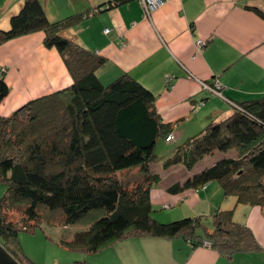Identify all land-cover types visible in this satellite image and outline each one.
Segmentation results:
<instances>
[{
    "label": "trees",
    "instance_id": "1",
    "mask_svg": "<svg viewBox=\"0 0 264 264\" xmlns=\"http://www.w3.org/2000/svg\"><path fill=\"white\" fill-rule=\"evenodd\" d=\"M122 1L51 20L41 0H24L10 27L0 29V45L43 32L44 45L58 50L72 77L69 86L0 116V183L5 188L0 196V243L17 262L31 264L22 255L19 233L35 231L47 212L52 224L86 223L88 228L64 244L88 253L137 236L181 237L194 247L209 241L228 259L260 251L252 229L234 220V209L169 222L153 216L151 191L161 180L151 169L160 160L156 147L161 139L175 140L172 125L158 112L157 95L129 73L104 83L98 72L107 57L62 35L92 12ZM253 9L264 18L262 10ZM9 93L2 73L0 103ZM239 105L230 117L210 122L166 160L163 157L164 168L182 164L193 172L168 191L205 189L218 181L225 195L264 212V94ZM216 151L222 158L196 170ZM136 168V180H125ZM15 211L23 212L21 222L8 219Z\"/></svg>",
    "mask_w": 264,
    "mask_h": 264
},
{
    "label": "crops",
    "instance_id": "2",
    "mask_svg": "<svg viewBox=\"0 0 264 264\" xmlns=\"http://www.w3.org/2000/svg\"><path fill=\"white\" fill-rule=\"evenodd\" d=\"M24 0H0V29L10 27V18ZM115 0H41L51 20L106 7ZM264 0H166L150 14L142 0H125L94 11L77 25L62 32L76 43L108 59L98 75L109 83L131 74L157 95L156 106L170 123L175 140L168 143L172 155L210 122L230 117L235 103L264 94ZM105 29H110L105 33ZM205 43L200 47L199 40ZM5 74L10 93L0 103V116H8L26 102L63 89L72 77L55 48L44 45V33L34 32L0 45V76ZM223 89L216 95L202 82ZM167 143V142H166ZM164 158L151 165L161 177L151 191L156 214L162 222L186 216L206 215L216 209H234V220L247 224L261 250L239 252L226 258L213 247H194L184 238L146 236L123 239V264H264V212L261 207L237 202L222 188L170 192L168 187L192 176L182 164L164 168ZM153 166V167H152ZM183 166L185 177H175ZM175 175V176H174ZM5 188L0 183V195ZM178 207L165 216L158 206ZM170 239L169 241H167ZM177 240V241H176ZM188 242V241H187ZM261 261V262H258Z\"/></svg>",
    "mask_w": 264,
    "mask_h": 264
},
{
    "label": "rangeland",
    "instance_id": "3",
    "mask_svg": "<svg viewBox=\"0 0 264 264\" xmlns=\"http://www.w3.org/2000/svg\"><path fill=\"white\" fill-rule=\"evenodd\" d=\"M104 8V7H103ZM98 9V8H97ZM95 9V10H97ZM154 11V10H152ZM151 11V12H152ZM150 12V13H151ZM93 13V12H92ZM91 13V14H92ZM149 13V14H150ZM71 28V27H70ZM105 33H108V30H104ZM67 38V37H66ZM69 39V38H68ZM71 40V39H69ZM202 40V39H201ZM73 41V40H71ZM200 41V40H199ZM198 41V45H199ZM75 42V41H73ZM216 95H221V93H216ZM240 104V103H239ZM238 103H235V109L240 108V105ZM169 144L165 142L164 139H161L156 147V154L158 155L159 158H163L167 156ZM222 158V154L220 151H216L215 154L206 156L204 160H202L196 167V170H200L205 166V164H212L214 163L217 159ZM153 167V166H152ZM177 172L175 173V177H170L168 181L175 180V178H183L185 177L182 175V170L183 166H178ZM152 169V168H151ZM182 169V170H181ZM186 169V168H185ZM134 173L126 175L125 180H131L134 181L136 180L135 177L139 176V169H133ZM124 174V173H121ZM212 188H221L220 184L218 181H213L211 182L208 187ZM206 187V188H208ZM1 196V195H0ZM232 196V195H230ZM244 204V203H241ZM165 208H161V206H158V209H162V212H164L165 216H169V211L175 210L178 207H169V205H164ZM153 216L156 214V211H154ZM48 213L44 212L43 217H44V222L37 226L35 231H30V232H25L21 231L19 233V241L22 249V255L26 256L27 259H29L31 264H123L121 262V253H122V245H124L122 240H119L111 245H108L107 247H104L103 249L99 250L98 252L95 253H88L86 251L80 250V249H70L68 248L64 243L67 241H71L73 238L75 232L84 230L88 227L86 223H77V224H70V225H62V224H52L50 223L51 220L47 221ZM50 217V216H48ZM23 218V212L21 211H15L13 213H10L8 215V219L12 220L15 223L21 222V219ZM52 219V218H50ZM205 219L204 222L207 224L209 223L208 218H203ZM52 222V221H51ZM200 234H203V230L198 232ZM146 236H137L135 238L137 239H142ZM131 239V241H126V243L133 244L136 243L133 238H128ZM185 239V238H184ZM168 239L167 241H169ZM171 241V240H170ZM177 241V240H176ZM185 239L186 244L190 245L189 241ZM206 242V241H205ZM204 242V244H205ZM209 242V241H208ZM203 244V245H204ZM0 245H2L0 243ZM202 245V246H203ZM208 247H211V245H205ZM204 246V247H205ZM2 247H4L2 245ZM5 248V247H4ZM13 257V256H12ZM262 261L264 262V254L261 255ZM19 260V259H18ZM16 261V259H15ZM17 262V261H16ZM258 262H261L258 260ZM20 264L19 262H17ZM22 264H28L27 262H22Z\"/></svg>",
    "mask_w": 264,
    "mask_h": 264
},
{
    "label": "built area",
    "instance_id": "4",
    "mask_svg": "<svg viewBox=\"0 0 264 264\" xmlns=\"http://www.w3.org/2000/svg\"><path fill=\"white\" fill-rule=\"evenodd\" d=\"M145 8H146V11L148 13H150L152 10H155L159 7H161L162 5H164L166 3V0H142ZM108 32L110 31V29H107ZM204 41L203 40H200L199 41V46L202 47V45H204ZM203 86L206 87V88H209L211 89L213 92H216V93H221L222 89H223V85L217 80L215 79L214 80V83L212 86H209L207 83H204L202 82ZM169 139H171V137H169ZM210 242L206 241L205 242V245H209Z\"/></svg>",
    "mask_w": 264,
    "mask_h": 264
},
{
    "label": "water",
    "instance_id": "5",
    "mask_svg": "<svg viewBox=\"0 0 264 264\" xmlns=\"http://www.w3.org/2000/svg\"><path fill=\"white\" fill-rule=\"evenodd\" d=\"M0 264H18L2 245H0Z\"/></svg>",
    "mask_w": 264,
    "mask_h": 264
}]
</instances>
